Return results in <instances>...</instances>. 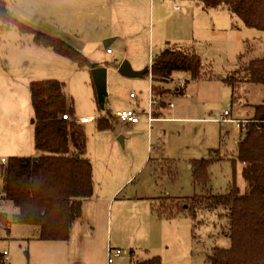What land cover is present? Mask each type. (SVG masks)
<instances>
[{
  "label": "rangeland",
  "instance_id": "374dc122",
  "mask_svg": "<svg viewBox=\"0 0 264 264\" xmlns=\"http://www.w3.org/2000/svg\"><path fill=\"white\" fill-rule=\"evenodd\" d=\"M67 1L0 0V159L8 157L7 163L11 156L40 155L41 151L34 144L35 109L30 83L35 79L51 78V75L60 76L56 71H64V76L57 79L66 82L68 107L74 106L75 116L98 114L95 121L83 120L88 121L85 122L86 156L93 172V192L86 202L87 213L83 217L91 219L95 197L113 189L110 245L124 252L111 264H135V260L155 255L161 257L160 264H211L209 256L215 245H231L226 212L201 209L195 219L189 213H175L177 206L174 205L173 212L157 216L152 203H157L161 195L177 198L204 192L206 188L226 192L235 181L243 190L248 185L242 173L243 163L237 161L235 166L232 160L238 154L237 142L241 133H245L246 125L221 118L226 109L231 118L252 116L255 104L264 101V85L242 80L241 76L239 80L225 77L234 74L251 57L264 55V29L245 25L227 6L204 8L196 0H193L187 17L182 9L167 8L165 24L161 22L156 3L149 7L143 0H126L127 17L136 18L143 32L147 29L154 32L152 58L155 59L163 47L157 48L158 36L180 33L178 30L187 20L184 36L190 37L187 42L191 44H184L182 48L197 51L205 64L206 74L199 78H194L190 71H175L165 83L171 90L151 107V76L123 74L119 70L123 48L116 40L106 46L105 38H101L110 24L118 26L114 6L109 0H102L105 3V7L101 5L102 11L105 12L95 15L92 2L75 0L74 7L68 8L65 7ZM134 7L139 14L132 11ZM11 16L38 29L46 28L70 37L85 47V51H81L93 62L113 63L116 72L111 76L106 65L107 102L114 113L129 107L136 109L141 121L133 125L113 119L111 126L100 128L99 116L105 115L106 111L100 108L92 70L80 69L74 60L64 55L62 58L75 68L56 60L51 48L38 43L34 33L23 31ZM76 28L81 30L85 40L75 35ZM108 47L115 50L113 55L107 54ZM45 50L51 54L47 55ZM242 52L245 53L241 55ZM88 53L99 60H94ZM131 92L136 97H131ZM151 108H154L153 114L165 118L150 124ZM216 147H220L225 158L209 165L208 185L195 182L192 159L209 157L210 148ZM3 183L0 168V191ZM1 200L0 220L4 212L10 222L0 221V251L8 248L14 264H27L28 243L24 242L20 248V241H26L22 238L25 235L33 236V226L14 222L12 216L18 210L17 206L12 200L4 197ZM106 259L109 264L107 255ZM3 262L8 264V261Z\"/></svg>",
  "mask_w": 264,
  "mask_h": 264
},
{
  "label": "trees",
  "instance_id": "16d2710c",
  "mask_svg": "<svg viewBox=\"0 0 264 264\" xmlns=\"http://www.w3.org/2000/svg\"><path fill=\"white\" fill-rule=\"evenodd\" d=\"M196 1L204 8L227 6L241 17L245 25L264 29V0ZM11 18L18 21L23 31L33 32L38 43L53 47L80 67L93 66L90 58L68 40L39 30L14 16ZM177 70L190 71L194 78L206 74L204 60L197 51L166 47L146 72L152 78L153 93L158 101L171 90L165 83ZM239 76L242 80L264 85V55L251 57L248 63L225 79L239 80ZM30 88L35 109L34 140L41 153L35 157L11 156L7 163H0L4 178L0 197L12 200L17 206L18 210L12 216L14 222L33 226L34 234L29 239H68L74 220L82 215L84 199L93 192L92 164L86 156V124L75 117L73 105L68 107L64 80L35 79ZM105 111V115L99 116L100 128L111 126L113 119H120L108 105ZM70 112L72 119L63 116ZM245 118L248 121L242 126L246 125V131L241 133L237 142V156L232 157L235 166L237 161L243 163L242 173L248 181L244 190L235 181L226 192L206 188L204 192L177 198L161 195L157 203H152L157 216L173 212L174 205L177 206L175 213H189L195 219L201 209L226 212L231 245H215L209 256L211 264H264V101L255 104L254 114ZM220 151V147L210 148L209 157L192 159L195 182L208 185L209 165L225 158ZM0 221L9 223L10 219L2 212ZM3 255L4 252L0 251V262L4 261ZM134 263L160 264L161 257L155 255Z\"/></svg>",
  "mask_w": 264,
  "mask_h": 264
},
{
  "label": "crops",
  "instance_id": "0c3cea01",
  "mask_svg": "<svg viewBox=\"0 0 264 264\" xmlns=\"http://www.w3.org/2000/svg\"><path fill=\"white\" fill-rule=\"evenodd\" d=\"M92 2V13L97 14L100 12H105L103 10V5L105 7V3L102 2V0H87ZM107 1V0H106ZM110 4L114 6V9L116 11L117 15V21L118 26H111V24L107 27V30L103 31V35L101 38H105L104 40H108L106 46L109 45L112 41H117L119 45L123 48V53L120 55L121 61L124 60V58L128 57L132 61V65L136 69H141L143 66H147L148 63L149 69L151 67V63L154 60L152 58V54L154 55V32H150L149 29L146 31H142L139 29L138 22L136 18H128L127 17V11L128 8L126 5V0H109ZM145 5H148L149 7L152 6V4H157V9L159 10L160 16H161V22L165 23L167 22V13L166 9H182L183 14L185 17L190 15V7L192 3H194L193 0H143ZM73 3H75V0H69L67 1L68 8L74 7ZM172 6V7H171ZM64 7V9H65ZM136 10L135 7L132 9ZM108 12V11H107ZM137 12V10H136ZM139 14V12H137ZM26 23V22H25ZM62 24V23H61ZM34 27V26H33ZM36 28V27H35ZM38 29V28H37ZM41 30V29H39ZM50 29L44 28L42 31L54 34L64 39H68L69 42L71 41L74 46H76L80 50L85 51V47H82L80 43H75L70 39V37H67L66 35H62L59 32L55 31H48ZM76 32L75 35L79 38L83 37V34L79 28L75 29ZM180 33H172V34H166L164 36L159 35L157 38V48L158 46H163L159 51L156 53L157 55L166 47H180L182 48V45L184 44H191L188 43L187 40L190 41V37L184 36L187 32V20L184 24L183 28L181 30H178ZM54 32V33H53ZM57 33V34H56ZM144 34V36H142ZM62 35V36H61ZM142 36V37H141ZM83 40L84 37H83ZM172 40V42H170ZM191 41H193V38H191ZM70 42V43H71ZM139 43V44H138ZM175 43V44H174ZM126 44V47L124 45ZM138 44V46H137ZM170 44V45H168ZM42 46L46 48H51L53 52V56L56 60L59 62H63L64 64H67L68 66L75 68L76 66L71 65V63L67 62L65 59L62 58V54L57 52L53 47L47 46L44 44H41ZM178 45V46H177ZM184 49V48H183ZM158 50V49H157ZM187 50V49H185ZM191 51V50H188ZM45 53L47 55L51 54L49 51L45 50ZM115 53V50L108 51L107 54L113 55ZM90 55V53H88ZM65 56V55H64ZM88 56V55H87ZM92 57V55H90ZM119 56V55H118ZM89 57V56H88ZM90 58V57H89ZM94 60H99L97 56L93 55L92 57ZM71 59V58H69ZM91 60V58H90ZM73 61V60H72ZM92 61V60H91ZM76 62V61H75ZM93 62V61H92ZM102 61H99L100 64L107 65L109 67V75L111 76V73H115L114 65L113 63H104ZM77 63V62H76ZM60 65V64H59ZM58 65V66H59ZM78 65V63H77ZM56 67L59 68V67ZM80 69H87L89 67H80ZM92 68V67H91ZM91 68H89L91 70ZM56 74L59 75H51L49 77L51 78H57L61 76H64V71H56ZM146 74V73H145ZM151 80V107H152V98L155 97L153 93L152 88V78ZM31 89V88H30ZM181 89V88H180ZM173 91V90H172ZM132 94V92H131ZM131 97H136L130 95ZM108 98V97H107ZM160 101V100H159ZM157 100V103L159 102ZM74 102V101H73ZM170 103V102H169ZM107 105L109 108L112 109V105H109L107 102ZM171 105V103H170ZM174 106V105H171ZM154 109V108H152ZM153 112V111H152ZM77 114V113H76ZM98 114L96 113H90L88 115H82V116H75L77 119L84 120L87 118L88 121H95V119L98 117ZM155 115V114H153ZM157 119H164L163 116H155ZM167 118V117H166ZM241 118V117H240ZM244 118V117H242ZM88 121H85L86 123ZM141 121V118L138 122H129L133 125L138 124ZM150 121V120H149ZM152 121V122H153ZM125 122V121H123ZM150 122V124H152ZM35 144V142H34ZM8 158L6 156H2L0 159V163H5L4 161L1 162L2 158ZM115 192L113 193V189H109L107 191H103L101 195H98L95 197L94 201V217L93 215H90V218H84L87 211V200H90L91 197L85 198L83 201V214L82 217H79L72 225L71 235L68 239H51V238H31L29 239L30 235H25L22 238H25L26 241H20V248L23 247V243H28L29 248V257L27 256V248L23 249L25 255L27 256V264H107L106 255L107 250L112 247L110 245V240H112V209L114 205V198ZM90 198V199H89ZM2 198L0 197V200ZM2 201V200H1ZM111 207V208H110ZM84 215V217H83ZM16 238V237H15ZM21 238V237H19ZM5 249L3 248L2 252H4ZM9 260L8 264H14V260H12L11 250H9ZM4 256V255H3ZM106 260V263H105ZM7 262V261H6ZM4 262H0V264H3ZM112 263V262H111ZM109 263V264H111Z\"/></svg>",
  "mask_w": 264,
  "mask_h": 264
},
{
  "label": "water",
  "instance_id": "95a60500",
  "mask_svg": "<svg viewBox=\"0 0 264 264\" xmlns=\"http://www.w3.org/2000/svg\"><path fill=\"white\" fill-rule=\"evenodd\" d=\"M107 41L108 40H105V44H107ZM91 70L96 84L100 106L101 108H106L107 96H108V83H107L108 67L104 64L93 62V66ZM119 70L123 74L129 76H142L149 70V67L147 66L141 69H136L134 68V66L132 65L129 59H124L119 65ZM33 121H35V118ZM122 141H124L123 138Z\"/></svg>",
  "mask_w": 264,
  "mask_h": 264
},
{
  "label": "built area",
  "instance_id": "2783aa9c",
  "mask_svg": "<svg viewBox=\"0 0 264 264\" xmlns=\"http://www.w3.org/2000/svg\"><path fill=\"white\" fill-rule=\"evenodd\" d=\"M112 49L108 47V51H111ZM181 81L183 79H180ZM132 96H135V94L132 92L131 94ZM152 103H157V99L156 97H153L152 98ZM171 105H174L172 102H170ZM152 108L150 110V114H149V120L150 122H152L156 117L153 115V112H152ZM116 114L119 116L120 120L122 121H125V122H138L140 120V117H139V113L137 112L136 109L132 108V107H129V108H124L122 110H118L116 112ZM230 114V111L228 109L225 110V113L224 115L222 116L221 120L223 121H227V120H232V121H235L237 123V125H241V124H244L246 121H248V119L246 118H231V117H228ZM65 118H68V119H72L73 116L70 114V113H65L63 115ZM2 161L6 162L7 161V158L3 157L2 158ZM124 252L123 249L121 248H112L110 247L109 250H108V262L111 263L115 260L116 257L122 255ZM9 251L7 249L4 250V261H8L9 260Z\"/></svg>",
  "mask_w": 264,
  "mask_h": 264
}]
</instances>
